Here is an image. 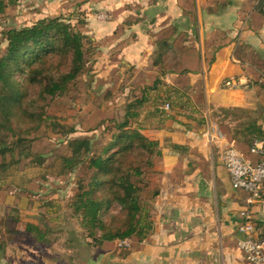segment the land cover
Here are the masks:
<instances>
[{
	"label": "crops",
	"instance_id": "crops-1",
	"mask_svg": "<svg viewBox=\"0 0 264 264\" xmlns=\"http://www.w3.org/2000/svg\"><path fill=\"white\" fill-rule=\"evenodd\" d=\"M70 1L99 32L98 70L128 80L134 100L145 97L142 132L161 150L147 169L152 229L113 264H252L238 226L248 212L264 247V184L254 199L232 187L222 152L234 146L252 163L264 159V138L254 136L264 131V0ZM229 77L241 85L224 86ZM255 140L262 152L251 151ZM8 170L0 169V264L15 213Z\"/></svg>",
	"mask_w": 264,
	"mask_h": 264
},
{
	"label": "trees",
	"instance_id": "trees-1",
	"mask_svg": "<svg viewBox=\"0 0 264 264\" xmlns=\"http://www.w3.org/2000/svg\"><path fill=\"white\" fill-rule=\"evenodd\" d=\"M2 7L0 0V10ZM87 37L59 16L5 31L6 45L0 56V134L6 131L16 138L6 141L0 135L1 170L16 166L21 158L34 154L24 151L27 147L23 142L28 139L18 133L36 129L44 120L45 98L63 94L68 84L84 71ZM145 100L141 97L128 103L123 120L115 122L114 131H110L101 147H96L90 137L75 138L71 141L70 153L61 156L62 172H71L83 165L84 173L77 178L67 207L77 218L88 248L99 249L104 242L127 237L140 241L152 229L151 211L134 180L161 155L159 142L142 132L144 120L137 121ZM130 119H134V126ZM255 130L256 138H264V131ZM33 161L42 164L41 155ZM116 205L119 211L110 212ZM17 221L11 215L4 224L6 230L39 243H49L47 229L31 222H24L21 229H16Z\"/></svg>",
	"mask_w": 264,
	"mask_h": 264
},
{
	"label": "rangeland",
	"instance_id": "rangeland-1",
	"mask_svg": "<svg viewBox=\"0 0 264 264\" xmlns=\"http://www.w3.org/2000/svg\"><path fill=\"white\" fill-rule=\"evenodd\" d=\"M2 3L0 56L5 49L7 29L31 25L46 17L59 16L71 23L75 29L88 35L85 41L84 71L68 84L63 94L45 98L42 113L44 120L36 129L27 133H18L28 139L23 142L27 147L24 151L30 150L34 154L21 158L16 166L8 170L11 174L8 177L10 211H15L11 214L47 229L49 232L46 236L49 243H39L29 237L5 230L2 234L6 243L3 264H100L99 260L104 255L106 257L104 264H113L114 258H124L127 255L133 246V240L127 248L119 247L116 240L105 246H102L103 243L99 249L87 247L82 237V228L67 207L74 193L77 178L84 173L83 165H79L71 172H62L64 164L61 156L70 153L71 141L75 138L90 137L96 147H101L105 138L110 135V131H114L115 122L123 120L128 103L134 101V94L127 85L128 80L114 81V76L107 74L108 67L98 70L104 53L103 49L101 53L98 46L101 41L95 38L98 37L99 32L93 27H86L79 2L2 0ZM118 33L117 31L115 35ZM114 49L115 47L113 49L106 47L111 56L108 60H118V70H124L127 74V67L120 62ZM139 111L137 121H143L144 106ZM130 122L135 125L134 119H130ZM69 129L73 131L68 132ZM0 135L6 141L16 138V135L6 131ZM20 149L17 148L16 152ZM38 155H41L42 164L33 161ZM134 180L141 187V198L148 202L151 182L147 169L141 177ZM147 180L149 183L146 185ZM11 183L18 184L19 189L15 190ZM13 202H18L19 209L11 205ZM119 209L120 207L116 205L110 212L116 213ZM20 219L15 225L16 229H21L23 226ZM87 240L91 241L90 238Z\"/></svg>",
	"mask_w": 264,
	"mask_h": 264
},
{
	"label": "built area",
	"instance_id": "built-area-1",
	"mask_svg": "<svg viewBox=\"0 0 264 264\" xmlns=\"http://www.w3.org/2000/svg\"><path fill=\"white\" fill-rule=\"evenodd\" d=\"M226 87H239L240 79L229 77L224 80ZM251 151L262 152L258 141H254ZM222 161L229 173L232 187L250 192L251 197L257 198L261 187L264 184V159L255 163L245 159L241 152L234 146L226 147L222 152ZM238 230L244 235L239 240L238 247L245 254L247 260L252 264H264L263 241L254 235L255 228L248 212L242 213V222ZM131 243L130 238L117 239L119 247L127 248Z\"/></svg>",
	"mask_w": 264,
	"mask_h": 264
},
{
	"label": "water",
	"instance_id": "water-1",
	"mask_svg": "<svg viewBox=\"0 0 264 264\" xmlns=\"http://www.w3.org/2000/svg\"><path fill=\"white\" fill-rule=\"evenodd\" d=\"M99 262H100V264H104V262H105V255H104V257H102V258L99 260Z\"/></svg>",
	"mask_w": 264,
	"mask_h": 264
}]
</instances>
